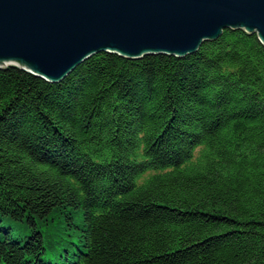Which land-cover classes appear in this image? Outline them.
Wrapping results in <instances>:
<instances>
[{
  "label": "trees",
  "instance_id": "1",
  "mask_svg": "<svg viewBox=\"0 0 264 264\" xmlns=\"http://www.w3.org/2000/svg\"><path fill=\"white\" fill-rule=\"evenodd\" d=\"M0 264H264V45L0 68Z\"/></svg>",
  "mask_w": 264,
  "mask_h": 264
},
{
  "label": "water",
  "instance_id": "2",
  "mask_svg": "<svg viewBox=\"0 0 264 264\" xmlns=\"http://www.w3.org/2000/svg\"><path fill=\"white\" fill-rule=\"evenodd\" d=\"M225 29L264 45V0H0V68L56 83L100 52L181 57Z\"/></svg>",
  "mask_w": 264,
  "mask_h": 264
}]
</instances>
